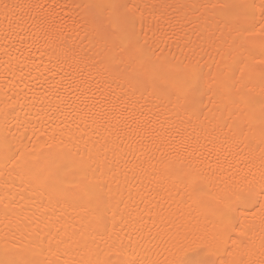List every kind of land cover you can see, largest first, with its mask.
Listing matches in <instances>:
<instances>
[{
  "label": "bare ground",
  "instance_id": "obj_1",
  "mask_svg": "<svg viewBox=\"0 0 264 264\" xmlns=\"http://www.w3.org/2000/svg\"><path fill=\"white\" fill-rule=\"evenodd\" d=\"M94 18L110 48L200 77L198 103L107 73ZM262 69L264 0H0V260L174 264L264 171ZM244 215L243 251L209 259L264 264Z\"/></svg>",
  "mask_w": 264,
  "mask_h": 264
},
{
  "label": "snow or ice",
  "instance_id": "obj_2",
  "mask_svg": "<svg viewBox=\"0 0 264 264\" xmlns=\"http://www.w3.org/2000/svg\"><path fill=\"white\" fill-rule=\"evenodd\" d=\"M127 7V5H121ZM92 7V6H89ZM109 27L128 26L130 21L127 16L121 18L116 24L107 22ZM93 31L100 36L104 44L106 63L104 70L124 81L126 86L134 91L151 90L154 93L175 95L176 98L183 99L189 106L198 103L201 94V79L198 76H175L171 70L164 66H158L144 54L137 45L129 42L127 45L119 47H109V34L105 30V22L98 18L92 21ZM261 81L264 82V69L260 71ZM185 179L195 178L191 173H187ZM47 181L52 186L57 184H70L66 178H61L59 172H51L47 176ZM65 195L72 196L74 193L70 189L63 190ZM248 214H259L264 218V171L259 177L252 181H245L234 186L223 199L221 206L214 210L216 223L214 230L207 239L185 252L174 264H244L243 260H211L210 256H219L221 252L225 255H235V250L241 252L246 247L241 237L246 235L244 221ZM235 245V249L232 247ZM0 264H34L25 258H9L5 254V259L0 260ZM96 264H126L120 260L106 259L97 261Z\"/></svg>",
  "mask_w": 264,
  "mask_h": 264
}]
</instances>
